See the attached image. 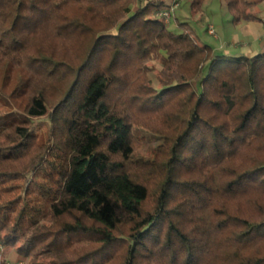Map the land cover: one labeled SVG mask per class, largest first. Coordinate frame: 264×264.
I'll list each match as a JSON object with an SVG mask.
<instances>
[{
  "label": "trees",
  "instance_id": "16d2710c",
  "mask_svg": "<svg viewBox=\"0 0 264 264\" xmlns=\"http://www.w3.org/2000/svg\"><path fill=\"white\" fill-rule=\"evenodd\" d=\"M262 1L225 0L234 24ZM170 6L0 0V178L29 183L0 190V243L27 264H264V51L219 54Z\"/></svg>",
  "mask_w": 264,
  "mask_h": 264
},
{
  "label": "rangeland",
  "instance_id": "374dc122",
  "mask_svg": "<svg viewBox=\"0 0 264 264\" xmlns=\"http://www.w3.org/2000/svg\"><path fill=\"white\" fill-rule=\"evenodd\" d=\"M169 3L173 1V3H170L171 6L168 8V10L172 9V15L170 18V23H168V26L170 29H176L177 28V22H189L196 30V34L199 40L202 42L209 43L213 45L214 47L219 45V39L220 41L225 39H228L230 36V31L228 28L230 25H232V15L226 5L225 0H206L207 5H209V9L207 11L208 17H210L208 20L204 17H198V15H201L203 12V9L199 13H193L191 10V0H167ZM253 1H260V0H253ZM204 3V5H205ZM204 8V6H203ZM254 10L259 14V16L262 17L263 21H253L257 22L256 28L258 32L261 29H264V1L258 3ZM198 18V19H197ZM211 22V23H210ZM210 23V24H209ZM261 23V24H260ZM216 27V28H215ZM212 29H214V32H211ZM219 37V38H218ZM219 54H226L225 52L218 51ZM151 76L155 80V83L158 84L156 81L155 71L151 73ZM46 118L41 119V129L40 133L45 137L47 132L48 123L46 122ZM141 135H143L145 139V146L139 150L135 157H148L152 158L155 156V151L157 147L160 145L162 139L161 137L151 131L141 129L140 130ZM29 183L28 181L20 176H9V177H1L0 178V190L2 192V200L1 202L3 204L8 203L13 200H17L20 197L25 198L27 187ZM86 242H76L75 246L78 248H81ZM2 245L0 243V256H2L0 259V264H21L24 260H15L11 259L10 256V250H6L7 252H4L1 250Z\"/></svg>",
  "mask_w": 264,
  "mask_h": 264
},
{
  "label": "crops",
  "instance_id": "0c3cea01",
  "mask_svg": "<svg viewBox=\"0 0 264 264\" xmlns=\"http://www.w3.org/2000/svg\"><path fill=\"white\" fill-rule=\"evenodd\" d=\"M207 2L204 5L203 12L201 13V15H198V17H201V18L204 17L205 19L208 20L210 17H208L209 15L207 13L209 9V5H207ZM170 3H173V1H171ZM256 25H257V22H253V21H242L239 24L232 23V25H230V27L228 28L230 31H232L230 33L229 38L228 39L224 38L223 41L222 40L220 41L219 39V42H218L219 45L217 46V48L216 46L215 47L213 45L212 46L215 48L217 52L222 51V52H225L226 54H231V55L251 56L259 52H263L264 51V29H261L258 32ZM1 250L4 252H7L6 249L3 247L1 248ZM8 252H10L9 257L12 260L22 259L14 249ZM1 257L2 256H0V259H2Z\"/></svg>",
  "mask_w": 264,
  "mask_h": 264
},
{
  "label": "built area",
  "instance_id": "2783aa9c",
  "mask_svg": "<svg viewBox=\"0 0 264 264\" xmlns=\"http://www.w3.org/2000/svg\"><path fill=\"white\" fill-rule=\"evenodd\" d=\"M160 15L165 19L166 23H170V18L172 15V9L168 10H164L163 12L160 13ZM211 32H214V29H212ZM21 264H27L25 261H22Z\"/></svg>",
  "mask_w": 264,
  "mask_h": 264
}]
</instances>
